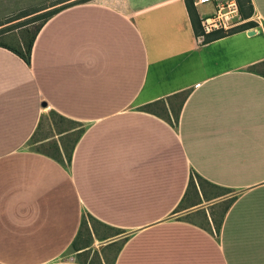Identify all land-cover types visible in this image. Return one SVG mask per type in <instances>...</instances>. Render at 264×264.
Instances as JSON below:
<instances>
[{
	"label": "crops",
	"instance_id": "1",
	"mask_svg": "<svg viewBox=\"0 0 264 264\" xmlns=\"http://www.w3.org/2000/svg\"><path fill=\"white\" fill-rule=\"evenodd\" d=\"M77 1L0 46V264H264V0L207 43L186 0Z\"/></svg>",
	"mask_w": 264,
	"mask_h": 264
},
{
	"label": "trees",
	"instance_id": "2",
	"mask_svg": "<svg viewBox=\"0 0 264 264\" xmlns=\"http://www.w3.org/2000/svg\"><path fill=\"white\" fill-rule=\"evenodd\" d=\"M61 0H52L51 2L47 3L46 5H52L55 3H58ZM88 0H78L77 2L73 3H83L86 2ZM239 2V7H240V12L242 14V17L244 19H247V21L243 24H241L240 26H238L237 28H234L233 30L230 31H217L214 32L212 34H207L205 35L204 39L202 40L203 43H207L210 42L212 40L227 36L229 34L238 32V31H242V30H247L253 27L258 26V22H256L255 20H252L251 17L254 14V5H253V1L252 0H238ZM186 5H187V9L191 18V22H192V26L194 28L195 34L197 36L202 35L203 30H202V26H201V21H200V15L198 13L197 7L194 3V0H186ZM69 6V4L67 5H61V6H57L53 9L44 11L42 13H38L34 16H31L30 18H26L25 20L19 21V22H15L13 24H9L7 26H3L0 28V37H7L6 35L8 33H10L13 29L26 25L28 23H32L35 22L37 20H41L40 24L37 26L35 32L33 33L32 37L30 38L29 42L21 45V46H14L13 44L7 42L4 38H0V46L9 48L11 50H13L14 52H16L18 55H20L26 62H30V54H31V49H32V45L34 42V39L39 31V29L42 27V25H44V23L46 21H48L54 14L58 13L59 11H61L62 9H64L65 7ZM44 7V6H43ZM37 9H33L31 10H27V11H22L17 15H11L9 17H6L5 19H0V24H2L3 22L12 20L18 16H22V15H26L29 14L30 12L36 11ZM40 10V9H39ZM264 67V62L254 65L252 66V69L256 70V68L258 67ZM261 67V68H262ZM153 104H148L146 106H144L143 108H150ZM192 184L194 183V179L192 176V180H191ZM82 231L85 227L86 232L89 234L90 239L92 240V233H91V229L88 226V222H86V218L84 216V218L82 219ZM81 234V231H80ZM74 247H76V243L74 242Z\"/></svg>",
	"mask_w": 264,
	"mask_h": 264
},
{
	"label": "rangeland",
	"instance_id": "3",
	"mask_svg": "<svg viewBox=\"0 0 264 264\" xmlns=\"http://www.w3.org/2000/svg\"><path fill=\"white\" fill-rule=\"evenodd\" d=\"M51 1L52 0H0V18H6V17H9L11 15H17L24 10L25 11H27V10L32 11L33 9H37L36 11L30 12L29 14L18 16L12 20L3 22L2 24H0V27L7 26L9 24H13L15 22L25 20L26 18H30L31 16H34L40 12H44L45 10H50V9H53L57 6H61V5L65 4L63 2V0H61L58 3L49 5L45 10H41V11L39 10L40 8H42L44 6L45 3H49ZM207 8L210 10L211 4L201 6L199 11L201 13L205 12L207 10ZM40 22H41V20H37L35 22L28 23L26 25L17 27L15 29H13L7 37H5V38L0 37V38H4L7 42L13 44L14 46H17V47L21 46L23 44V42H24V44L29 42L30 38L32 37L33 33L35 32V30H36L37 26L40 24ZM180 101H181V98L177 99L176 100L177 104H179ZM51 119H52V121H53V123L57 129L67 127L69 125L68 121L61 120L58 117L52 116ZM53 128H54V126L52 127L51 123L48 122L47 135L54 133ZM50 144L52 147H54L53 143H50ZM53 151L55 152L54 148L48 149V152H50V153ZM67 155H68V151H67ZM197 182L200 185H203V180L200 177H197ZM194 183H195V181H194ZM206 186H208L209 188H212V189L215 188L217 193H222V192L227 191L225 188L210 185L209 183H207ZM85 218H86V222L91 221L92 224L95 225L94 219L92 217L89 216V218L88 217H85ZM83 231H84V233H86L85 227H84ZM107 232L111 233L110 230ZM87 236H88V240L90 243L91 239H90L88 234H87ZM98 246L99 247H97V249L102 248L101 244H99ZM97 249H96V252H98ZM94 259H95V257H94Z\"/></svg>",
	"mask_w": 264,
	"mask_h": 264
},
{
	"label": "built area",
	"instance_id": "4",
	"mask_svg": "<svg viewBox=\"0 0 264 264\" xmlns=\"http://www.w3.org/2000/svg\"><path fill=\"white\" fill-rule=\"evenodd\" d=\"M195 5L211 4L213 10L200 16L203 33L198 36L201 40L205 35L217 31H230L245 23L238 0H194Z\"/></svg>",
	"mask_w": 264,
	"mask_h": 264
}]
</instances>
